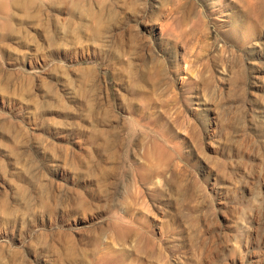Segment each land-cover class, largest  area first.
I'll list each match as a JSON object with an SVG mask.
<instances>
[{
  "label": "rangeland",
  "instance_id": "obj_1",
  "mask_svg": "<svg viewBox=\"0 0 264 264\" xmlns=\"http://www.w3.org/2000/svg\"><path fill=\"white\" fill-rule=\"evenodd\" d=\"M0 264H264V0H0Z\"/></svg>",
  "mask_w": 264,
  "mask_h": 264
}]
</instances>
